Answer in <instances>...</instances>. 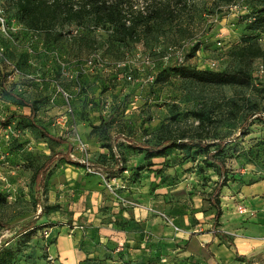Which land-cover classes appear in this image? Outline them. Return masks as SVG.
I'll use <instances>...</instances> for the list:
<instances>
[{
  "label": "rangeland",
  "instance_id": "rangeland-1",
  "mask_svg": "<svg viewBox=\"0 0 264 264\" xmlns=\"http://www.w3.org/2000/svg\"><path fill=\"white\" fill-rule=\"evenodd\" d=\"M263 10L264 0H192L174 21L121 44L89 17L29 28L12 0H0V221L11 227L0 226V264H264V59L239 54L253 42L264 50ZM207 70L246 83L190 75ZM24 102L78 163L59 159L41 191L36 170L67 147L31 126ZM128 139L223 141L220 226L208 201L219 173L202 150L148 160ZM117 157L120 173L93 166Z\"/></svg>",
  "mask_w": 264,
  "mask_h": 264
},
{
  "label": "trees",
  "instance_id": "trees-1",
  "mask_svg": "<svg viewBox=\"0 0 264 264\" xmlns=\"http://www.w3.org/2000/svg\"><path fill=\"white\" fill-rule=\"evenodd\" d=\"M17 8V12L21 15V20L25 25L32 29H38L43 23L56 21L59 18H65L68 21L72 19L93 18L95 24L111 25L113 32L110 37L121 44L137 42L140 35H150L158 27V23L172 22L178 18L175 12L178 6L184 9L192 0H145L146 3L140 8H136L132 0H12ZM264 11V10H263ZM249 55L251 58L264 59V50L253 42L250 46L239 50L240 56ZM176 63L175 65H177ZM182 65V64H178ZM190 75L200 83L213 86H235L246 83V76L241 73L194 71ZM24 105L31 109V115L27 118L31 122V126L36 128L45 137L51 141L66 145V153H55L47 158V160L36 170L34 174V182L38 190H43L46 186V177L49 170L59 159H64L67 163L78 164L70 158L73 146L65 139L50 134L44 127L38 125L35 120L36 107L34 104L24 102ZM263 121V118L259 117ZM120 138H115L114 145ZM129 148L145 155L148 160L163 157L169 150L185 149L187 147H198L206 156V161L210 165L216 167L219 173V181L209 196V203L215 209V218L213 228L220 226V218L223 214L220 195L222 190L227 187L228 182L225 177V161L222 154L225 149L223 141L205 142L204 140L194 142L190 140L181 141L175 139H166L159 144L150 145L127 140ZM214 148V151L211 149ZM122 158L117 157L112 167H95L101 168L106 173L116 174L124 171ZM43 212L35 219L30 220L23 225L19 231L24 233L33 229L41 217ZM0 226L5 229L11 227L0 221ZM224 236L223 233L214 232V236ZM194 236H190V240ZM227 244L235 247L233 242L226 240Z\"/></svg>",
  "mask_w": 264,
  "mask_h": 264
},
{
  "label": "built area",
  "instance_id": "built-area-1",
  "mask_svg": "<svg viewBox=\"0 0 264 264\" xmlns=\"http://www.w3.org/2000/svg\"><path fill=\"white\" fill-rule=\"evenodd\" d=\"M0 28H2V31H3L6 35H8V32H7V31H8V27H7V25H6V22H5V18H4V16L1 14V11H0ZM184 59H185V56L182 55V54H180V55L177 57V63H178V64H183V63L185 62ZM169 60H170L169 57H164V58H162V61H164V62H166V63H168ZM146 63H147V64L150 63V61H149L148 58H146ZM151 63H152V62H151ZM151 63H150V64H151ZM89 64L91 65L92 62H89ZM153 65H154V64H153ZM212 67H216V64L213 63V64H212Z\"/></svg>",
  "mask_w": 264,
  "mask_h": 264
},
{
  "label": "crops",
  "instance_id": "crops-1",
  "mask_svg": "<svg viewBox=\"0 0 264 264\" xmlns=\"http://www.w3.org/2000/svg\"><path fill=\"white\" fill-rule=\"evenodd\" d=\"M211 241V240H210Z\"/></svg>",
  "mask_w": 264,
  "mask_h": 264
}]
</instances>
